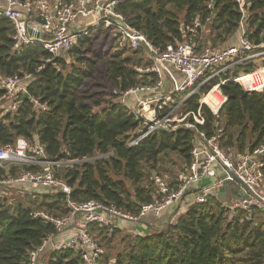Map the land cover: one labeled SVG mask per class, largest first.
I'll return each instance as SVG.
<instances>
[{
    "label": "trees",
    "instance_id": "1",
    "mask_svg": "<svg viewBox=\"0 0 264 264\" xmlns=\"http://www.w3.org/2000/svg\"><path fill=\"white\" fill-rule=\"evenodd\" d=\"M117 10L159 50L189 40L196 41L199 50L223 49L239 42L242 13L236 0H122ZM246 18L249 38L256 44L264 42V0H250ZM197 19L201 24L193 32L189 28ZM14 34L11 20L0 16V77L25 73L33 77L24 83L28 94L19 97L14 110L0 89V147L38 139L49 158L75 162L57 169L72 188V199L115 204L134 215L156 196L153 176L161 174L166 157L177 156L181 170L190 165L196 140L190 129L157 130L136 146L128 144V133L140 121L115 99L113 90L124 91L156 79L155 74L136 69L151 63L143 48L128 49L129 53L106 49L102 43L96 46L101 39H114L105 27L90 30L59 55L40 44L15 50ZM256 67L252 61L244 63L236 75ZM230 76L228 72L221 79ZM219 81L220 77L194 93L184 110H196L201 96ZM221 91L227 101L219 118L204 105L206 123L200 129L211 136L219 121L223 149L234 154L253 151L264 142V91L248 93L233 81L222 84ZM213 93L219 96L214 90L204 101ZM33 98L47 109L40 111ZM30 169L0 168V178ZM66 196L39 187L14 203L0 197V264H29V252L57 234L52 219L70 213ZM195 196L196 191L186 193L175 220L148 235L129 233L116 225L91 224L90 234L104 248L98 264H264V210L252 206L231 211L218 193L202 203ZM42 261L85 264L80 252L72 248L47 251Z\"/></svg>",
    "mask_w": 264,
    "mask_h": 264
},
{
    "label": "built area",
    "instance_id": "2",
    "mask_svg": "<svg viewBox=\"0 0 264 264\" xmlns=\"http://www.w3.org/2000/svg\"><path fill=\"white\" fill-rule=\"evenodd\" d=\"M2 1L0 16L8 18L14 25L15 50L24 45L40 44L53 55H59L73 47L90 30L105 27L111 29L115 50L143 48L146 51L151 63L136 69L141 74H155L156 79L124 91L113 90L115 99L128 106L140 121V125L128 133L129 146L138 145L157 130L186 128L196 134L190 165L176 175L177 186L161 174H155L153 180L157 194L151 202L141 206L137 215L115 204L72 199V188L58 176L57 169L75 162L49 158L45 146L38 139L32 144L23 140L22 144L1 146L0 168L8 170L14 166H27L32 169L17 176L0 178V187H18L25 192L42 187L51 193L67 195L66 205L70 213L52 219L57 234L50 235L29 252V264H39L47 251L67 248L79 251L85 264H98L104 248L90 234L91 224L107 227L116 225V220H124L138 225L145 217H160L168 209L179 207L184 195L192 191H196L195 201L202 203L211 194L219 192L221 187L228 186L231 195L227 187L226 198H221L224 207L232 211L252 206L264 210V142L253 151L234 154L222 147L223 127L219 121L211 136L200 129L206 123L204 105L219 118V111L227 101L221 91L225 82H236L248 93L264 91V42L256 44L247 34V0H236L242 13L238 44L223 49L208 46L202 50L194 40L169 44L165 50H159L143 32L127 23L125 16L117 10L122 0ZM38 17L45 22H39ZM200 24L197 19L189 29L194 32ZM40 33L42 37L38 36ZM250 61L257 67L251 72L242 71L236 75L237 67ZM228 72L231 76L221 79V75ZM32 77L31 73H25L23 77H0V89L5 91V99L11 102V109H16L22 94H28L24 83ZM219 77L220 81L201 96L196 110H184L185 102L194 93ZM214 90L219 96L213 93L209 101H204V97ZM33 102L40 111L47 109L39 99L33 98ZM213 175H216L214 180L201 184L207 176ZM72 227H76V232L63 239L57 238Z\"/></svg>",
    "mask_w": 264,
    "mask_h": 264
},
{
    "label": "rangeland",
    "instance_id": "3",
    "mask_svg": "<svg viewBox=\"0 0 264 264\" xmlns=\"http://www.w3.org/2000/svg\"><path fill=\"white\" fill-rule=\"evenodd\" d=\"M101 43L103 45H105L106 49H110V47H112V49L115 50L114 49L115 48L114 39L112 37L111 38L108 37L104 42H102V39H101L100 41H98L96 43V46H99V47L102 46ZM123 50H127L129 53L131 52L128 49H123ZM167 87L169 88V86H167ZM181 96H183V95H181ZM166 161L167 162H165V164L162 166L164 168L162 169L161 176L166 178L167 181L174 183L175 179H176V175L182 169L181 166H180V161L177 158V156H175V155H170V156L166 157ZM233 186L235 188V185H233ZM36 189H39V188H36ZM24 194H25V192L23 190H21L20 188L10 187V189H6L5 190L2 187H0V196L1 197H7L10 203H14L16 201L22 200L24 198V196L26 195V194L25 195ZM229 195H231L230 187H229ZM177 209H178V207H174L172 209H168L167 210V211H169V212H167V215H166V218H165V220H167V222H171L172 221V220H169L170 217L174 218L173 221L175 220L174 215H175ZM169 215H171V216L169 217ZM39 264H44V261H42V259H41Z\"/></svg>",
    "mask_w": 264,
    "mask_h": 264
},
{
    "label": "crops",
    "instance_id": "4",
    "mask_svg": "<svg viewBox=\"0 0 264 264\" xmlns=\"http://www.w3.org/2000/svg\"><path fill=\"white\" fill-rule=\"evenodd\" d=\"M73 1V0H72ZM3 4V1L0 0V5ZM23 140H20L19 144H22ZM216 177V175H213V176H207V178H205L201 184H204V183H209L211 182L212 180H214V178ZM13 188H18V187H13ZM229 188V187H228ZM6 190V189H5ZM25 192V191H24ZM33 192V191H32ZM227 192V191H226ZM27 193H31V192H25V194ZM215 193H218L219 195V192L216 191ZM228 193H229V190H228ZM24 194V195H25ZM238 193H233V195H237ZM180 207V206H179ZM178 207V208H179ZM177 211V210H176ZM167 212L169 211H166L161 218H155V217H145L142 219V221L137 225V224H132V223H129L127 221H124V220H116L115 223H116V226L120 227L121 229H124L126 230L127 232L129 233H138L140 235H148L149 233H151V231H153V229H155V227L157 226H163L162 224L167 222V220H165L166 218V215H167ZM169 214V213H168ZM171 215H169L170 217ZM175 216V215H174ZM170 219H172L170 217ZM169 219V220H170ZM72 232H76V228H73V229H69L67 232H65V234L67 235V237L72 233ZM62 235L60 236L61 239L63 238H66V236Z\"/></svg>",
    "mask_w": 264,
    "mask_h": 264
},
{
    "label": "water",
    "instance_id": "5",
    "mask_svg": "<svg viewBox=\"0 0 264 264\" xmlns=\"http://www.w3.org/2000/svg\"><path fill=\"white\" fill-rule=\"evenodd\" d=\"M247 1L249 2L250 0H247ZM37 20H38L39 22H41V23H44V22H45V21H44L43 19H41L40 17H38ZM38 36H39V37H42L43 34L40 33ZM170 131H172V130H170ZM227 187H228V186H223V187H221V188L219 189V196H220L222 199H225V198H226Z\"/></svg>",
    "mask_w": 264,
    "mask_h": 264
},
{
    "label": "bare ground",
    "instance_id": "6",
    "mask_svg": "<svg viewBox=\"0 0 264 264\" xmlns=\"http://www.w3.org/2000/svg\"><path fill=\"white\" fill-rule=\"evenodd\" d=\"M205 97H207V96H205ZM205 97H204V100H205Z\"/></svg>",
    "mask_w": 264,
    "mask_h": 264
}]
</instances>
